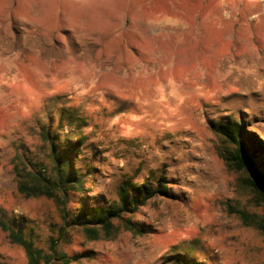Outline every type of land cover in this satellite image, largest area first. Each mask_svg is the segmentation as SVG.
Here are the masks:
<instances>
[{
    "label": "rangeland",
    "instance_id": "obj_1",
    "mask_svg": "<svg viewBox=\"0 0 264 264\" xmlns=\"http://www.w3.org/2000/svg\"><path fill=\"white\" fill-rule=\"evenodd\" d=\"M227 118L264 143V0H0V221L39 264H264V199L225 159ZM45 132L74 148L69 223L35 189L54 180ZM125 183L161 193L108 232L70 221ZM0 264H31L1 227Z\"/></svg>",
    "mask_w": 264,
    "mask_h": 264
},
{
    "label": "trees",
    "instance_id": "obj_2",
    "mask_svg": "<svg viewBox=\"0 0 264 264\" xmlns=\"http://www.w3.org/2000/svg\"><path fill=\"white\" fill-rule=\"evenodd\" d=\"M214 130L225 142L234 148L233 152L225 156L226 161L229 164L235 163L240 170H245L250 174L253 178L254 188L259 191L264 199V143L261 142L255 133L248 131L242 122L233 118L217 122L214 125ZM43 137L52 148L51 157L55 163L53 169L54 180L42 176L46 172L40 171L39 178L42 177L48 184L41 185L35 189H41L45 197L55 200L61 208L63 220L65 223H69V216L65 210L68 202L64 198H66L69 191L81 192L80 190H83L82 180L76 176L73 170L71 156L74 148L73 145L69 144L70 140H63L64 146L57 144L56 140L51 137L50 132L43 133ZM58 188L63 192L64 197H62V193ZM25 189V186L21 184L20 191L25 193ZM55 191L59 192L61 196ZM159 193H161V190L154 189L150 184L134 186L131 183H125L119 190L116 203L108 207L89 208L82 201L79 203L81 206L80 211L75 213L70 221L85 228L93 227L94 229L108 232L113 227L115 220L123 221L126 215L136 213L140 207L144 206ZM0 227L4 231L9 232V238L13 243L20 245L25 250L31 260V264H39L42 250L36 248L34 239L26 238L22 230L12 228L4 221H0ZM125 227L128 230H137L136 224L129 220L126 222ZM175 264L203 263H195L181 258Z\"/></svg>",
    "mask_w": 264,
    "mask_h": 264
}]
</instances>
